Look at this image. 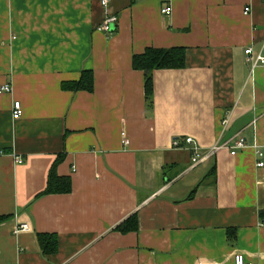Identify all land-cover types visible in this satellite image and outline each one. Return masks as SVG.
<instances>
[{
  "label": "crops",
  "instance_id": "obj_1",
  "mask_svg": "<svg viewBox=\"0 0 264 264\" xmlns=\"http://www.w3.org/2000/svg\"><path fill=\"white\" fill-rule=\"evenodd\" d=\"M106 12L0 0V264H264V65L246 53L264 48V0H110L111 34ZM150 46L186 49L185 67L154 71L153 107L133 67ZM86 70L92 91L62 87ZM58 158L72 190L41 194Z\"/></svg>",
  "mask_w": 264,
  "mask_h": 264
},
{
  "label": "trees",
  "instance_id": "obj_2",
  "mask_svg": "<svg viewBox=\"0 0 264 264\" xmlns=\"http://www.w3.org/2000/svg\"><path fill=\"white\" fill-rule=\"evenodd\" d=\"M186 65L185 47H147L143 53L134 55L133 67L142 70L145 75V96L150 107H153L154 98V71L163 68H183ZM93 74L91 71H83L78 81L63 82L62 87L73 91L93 90ZM61 160L58 158L51 168L48 178V185L41 194L50 193H67L72 190V181L68 176H60L56 172L57 163ZM202 182V181H201ZM200 182V183H201ZM196 189H193L194 193ZM264 215V212L262 213ZM9 218L8 215L0 216V223ZM118 229L122 233L138 230V216L133 214ZM38 243L44 254H53L58 251L59 239L55 233H38Z\"/></svg>",
  "mask_w": 264,
  "mask_h": 264
},
{
  "label": "built area",
  "instance_id": "obj_3",
  "mask_svg": "<svg viewBox=\"0 0 264 264\" xmlns=\"http://www.w3.org/2000/svg\"><path fill=\"white\" fill-rule=\"evenodd\" d=\"M102 6L104 7V9H106V18L103 21L102 24H100L97 29L99 31L111 34L113 31V24L116 22V16H114L113 14H111V12H109V5H110V0H100ZM172 11V8L170 6H166L163 9V12L166 14H170ZM249 11V8H246V12ZM246 53L248 55H250L253 59V67L257 66V65H264V48L259 51L258 53H256V55H254V51L252 50L251 47L246 49ZM9 93L12 92V85L10 83H5V84H0V93ZM22 103L20 100H15L13 102V111H12V116L14 119H19L22 116ZM185 141L187 143H192L193 139L192 137H188L185 139ZM246 139L244 137H238L234 140L233 145L231 146V153L235 154L237 152L238 149L244 148L246 147ZM174 145H180V141L175 139L174 140ZM228 143H218L216 145H214L212 147V149H210V153L209 155H213L214 153H216V151H218L220 148L223 147H227ZM7 151L5 149H0V155L2 154H6ZM258 155L260 157L263 156V152L261 150L257 151ZM17 160H21L20 157H16ZM200 160V158L198 157L197 153H194L193 155V162L194 163H198V161ZM258 166H264V161H259L258 162ZM29 229V226L24 224L21 226V228L18 231H27ZM234 264H258V263H254V262H248L245 258V255L243 253H237L234 256Z\"/></svg>",
  "mask_w": 264,
  "mask_h": 264
}]
</instances>
